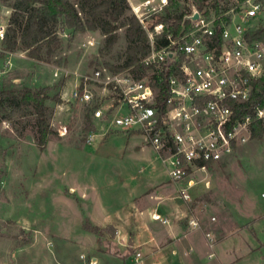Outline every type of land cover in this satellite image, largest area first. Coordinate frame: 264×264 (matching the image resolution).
<instances>
[{
  "label": "rangeland",
  "instance_id": "rangeland-1",
  "mask_svg": "<svg viewBox=\"0 0 264 264\" xmlns=\"http://www.w3.org/2000/svg\"><path fill=\"white\" fill-rule=\"evenodd\" d=\"M206 1L217 8L216 3ZM14 2L0 0V24L6 28ZM235 3L224 0L218 8L226 10ZM194 6H199L196 0H174L172 13H188ZM56 29L60 45L50 56L44 46L43 60L30 57L28 51L8 50L4 40L0 41V88H46L48 117L57 132L41 150L32 108L14 121L0 122V254L9 250L10 264H83L81 254L95 256L102 264L139 262L142 255L137 258L129 239H122L125 243L116 240L119 232L112 225L114 220L104 216L98 203L119 209L128 194L137 198L157 192L165 184L183 186L184 181L171 179L167 152L157 150L139 134L129 139L123 134L109 138L111 133L102 130L89 107L71 103L70 93L81 76L91 75L98 67L109 68L107 63L125 62V26L118 29V40L111 49L105 47L106 35L101 29L77 32L61 24ZM123 71L148 79L153 74L134 66ZM93 88L101 92L97 86ZM57 96L60 102L55 100ZM87 115L94 125L90 131L85 129ZM63 125H68V131L61 136ZM92 131L98 134L89 141ZM122 149L126 153L122 158L105 155ZM196 179L193 199L182 205V223L188 230L197 220L198 238H207L206 233L211 232L213 246L207 239L205 264H264V134L240 144L233 155L211 164L208 173H198ZM206 181H210L209 187ZM163 220L159 221L169 223L167 217ZM135 223L137 228L148 226L146 220Z\"/></svg>",
  "mask_w": 264,
  "mask_h": 264
},
{
  "label": "built area",
  "instance_id": "built-area-1",
  "mask_svg": "<svg viewBox=\"0 0 264 264\" xmlns=\"http://www.w3.org/2000/svg\"><path fill=\"white\" fill-rule=\"evenodd\" d=\"M127 1L147 36L148 53L141 64L152 71V78L98 67L81 76L70 100L74 107H89L102 130L107 128L106 134L138 130L145 141L167 152L170 177L185 182L180 195L191 201L196 175L208 173L211 164L222 162L247 142L254 120L264 127V94L255 105V118L237 117L234 106L249 101L254 81L264 77V0H235L226 10L218 8L224 0H211L217 8L204 1L183 13L180 24L172 13L174 0ZM167 15L172 17L169 21L163 19ZM6 31L1 23L0 41ZM161 83L169 87L164 110L159 102ZM75 115L76 109L71 121ZM67 131L68 125L59 128L61 136ZM97 134L90 132L88 140ZM205 185L209 187L210 181ZM152 217L163 220L160 214ZM192 223L199 227L197 220ZM206 236L213 246L211 232ZM80 259L83 264H98L86 254Z\"/></svg>",
  "mask_w": 264,
  "mask_h": 264
},
{
  "label": "trees",
  "instance_id": "trees-1",
  "mask_svg": "<svg viewBox=\"0 0 264 264\" xmlns=\"http://www.w3.org/2000/svg\"><path fill=\"white\" fill-rule=\"evenodd\" d=\"M205 0H196L199 6ZM14 12L10 17L9 26L4 39L8 50L28 51V55L35 59L43 60L42 49L48 48V56L53 53L54 47L60 45L61 38L57 33V25L72 29L77 32L101 29L106 35L107 49L118 40V29L125 26L128 40L127 58L124 63L113 65L107 63L109 69L115 72L126 70L134 66L141 70L147 67L141 64V59L148 53L147 36L138 18L131 11L127 0H15L12 5ZM125 18L124 20H122ZM172 17L167 15L163 19L169 21ZM183 13H178L174 19L180 24ZM264 32L262 30L261 36ZM255 90L249 101L234 104L236 116L244 118L247 115L255 118V105L264 94V77L254 81ZM159 102L164 110V102L169 95V87L161 83ZM49 94L44 87H13L0 88V122L14 121L25 116L32 108L36 117L38 144L44 150L50 137L57 132L51 126L48 117ZM57 102L61 98H55ZM85 129L90 131L94 125L90 116H86ZM264 127L259 121L252 123V138H261Z\"/></svg>",
  "mask_w": 264,
  "mask_h": 264
},
{
  "label": "crops",
  "instance_id": "crops-1",
  "mask_svg": "<svg viewBox=\"0 0 264 264\" xmlns=\"http://www.w3.org/2000/svg\"><path fill=\"white\" fill-rule=\"evenodd\" d=\"M120 134L126 135L128 139L132 134L142 136L140 131L130 130L111 132L109 138ZM106 152L105 155L107 157L110 155L109 157L114 158H122L126 154L125 149ZM126 170L117 168V171ZM182 184L185 186V182ZM125 185L130 189L129 182L125 181ZM183 186L180 184L176 185V183L165 184L157 192L149 193L145 196L142 193L137 198H133L128 194L127 197L121 199L119 209L108 208L107 205L98 203L100 211L104 212V216L108 217L107 219L111 220L112 218L114 220L112 225L119 232L116 240L125 243L124 241L129 239L131 241L130 246L142 254V260L133 264H174L173 261L176 259L183 261V264H205L208 260V242L205 235L198 238L196 236L200 232V230H197L198 228L191 227L186 230L183 226L182 217L185 215V210L182 205L188 202L179 195V190ZM153 214L167 217L169 223L164 224L159 220L153 219ZM117 216H120V219ZM142 220L148 222L147 228H137L135 221L139 222ZM133 225L135 228H133ZM167 242L168 244L166 245ZM92 257L97 258L95 256ZM97 260L98 264H102L99 258ZM10 262L9 250L4 255L0 254V263L10 264Z\"/></svg>",
  "mask_w": 264,
  "mask_h": 264
},
{
  "label": "water",
  "instance_id": "water-1",
  "mask_svg": "<svg viewBox=\"0 0 264 264\" xmlns=\"http://www.w3.org/2000/svg\"><path fill=\"white\" fill-rule=\"evenodd\" d=\"M196 17H198V14H196Z\"/></svg>",
  "mask_w": 264,
  "mask_h": 264
}]
</instances>
